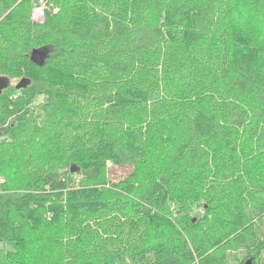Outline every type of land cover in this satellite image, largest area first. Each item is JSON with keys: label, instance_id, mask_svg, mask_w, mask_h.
I'll return each instance as SVG.
<instances>
[{"label": "trees", "instance_id": "1", "mask_svg": "<svg viewBox=\"0 0 264 264\" xmlns=\"http://www.w3.org/2000/svg\"><path fill=\"white\" fill-rule=\"evenodd\" d=\"M37 2L0 0V264H264V0Z\"/></svg>", "mask_w": 264, "mask_h": 264}, {"label": "rangeland", "instance_id": "2", "mask_svg": "<svg viewBox=\"0 0 264 264\" xmlns=\"http://www.w3.org/2000/svg\"><path fill=\"white\" fill-rule=\"evenodd\" d=\"M9 83H12L13 80H8ZM40 99V98H39ZM7 121L11 122V119H8ZM6 125H4L5 127ZM133 167L130 165H124V166H111L109 169V178L112 181H118L122 178H124L125 176H127L131 171H132ZM1 248H6V249H11V244H6V243H2L0 242V249Z\"/></svg>", "mask_w": 264, "mask_h": 264}, {"label": "built area", "instance_id": "3", "mask_svg": "<svg viewBox=\"0 0 264 264\" xmlns=\"http://www.w3.org/2000/svg\"><path fill=\"white\" fill-rule=\"evenodd\" d=\"M44 10H45V0H38L35 7L32 9V18L34 21L43 22L44 20ZM17 94L13 95L15 98ZM4 125L0 124V130ZM5 182L4 177L0 176V186ZM1 191V190H0Z\"/></svg>", "mask_w": 264, "mask_h": 264}, {"label": "water", "instance_id": "4", "mask_svg": "<svg viewBox=\"0 0 264 264\" xmlns=\"http://www.w3.org/2000/svg\"><path fill=\"white\" fill-rule=\"evenodd\" d=\"M41 52H42L41 50H38V51L33 50V51H32V57H33L35 54H41ZM22 81H23V80H21V81L17 84V86H16L17 89H20V88H21V83H22ZM8 84H9L8 79H6V78H4V77H0V92H1V90H2L4 87H6ZM77 169H78V168L75 167V164H71V165H70V171H71V172H75ZM246 264H251V259H250V258L246 261Z\"/></svg>", "mask_w": 264, "mask_h": 264}, {"label": "bare ground", "instance_id": "5", "mask_svg": "<svg viewBox=\"0 0 264 264\" xmlns=\"http://www.w3.org/2000/svg\"><path fill=\"white\" fill-rule=\"evenodd\" d=\"M17 97V96H16Z\"/></svg>", "mask_w": 264, "mask_h": 264}]
</instances>
